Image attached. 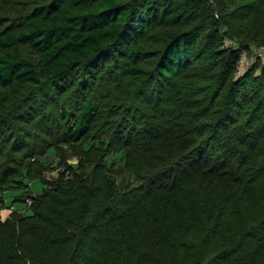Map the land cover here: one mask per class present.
<instances>
[{
  "label": "trees",
  "instance_id": "trees-1",
  "mask_svg": "<svg viewBox=\"0 0 264 264\" xmlns=\"http://www.w3.org/2000/svg\"><path fill=\"white\" fill-rule=\"evenodd\" d=\"M258 47L264 0H0V264H264Z\"/></svg>",
  "mask_w": 264,
  "mask_h": 264
},
{
  "label": "rangeland",
  "instance_id": "rangeland-1",
  "mask_svg": "<svg viewBox=\"0 0 264 264\" xmlns=\"http://www.w3.org/2000/svg\"><path fill=\"white\" fill-rule=\"evenodd\" d=\"M245 54L247 55V59H253L257 56H260L261 59L264 58V47H258V48H254L251 51H245ZM120 154H111L109 155V160L112 161L113 158H117V164L120 163L119 160ZM56 163H53V165H55ZM57 173V169L54 168V170H51L48 173V177H52L53 175H56ZM42 183L39 180H34L32 182H30V189L34 192V193H40L42 190ZM10 194H6V200H5V205L0 207V219L4 220L10 213L11 206L13 207V209L15 210H21V209H26V203L25 202H20V201H12L11 197L9 196ZM26 211L29 213L30 210L26 209Z\"/></svg>",
  "mask_w": 264,
  "mask_h": 264
},
{
  "label": "built area",
  "instance_id": "built-area-1",
  "mask_svg": "<svg viewBox=\"0 0 264 264\" xmlns=\"http://www.w3.org/2000/svg\"><path fill=\"white\" fill-rule=\"evenodd\" d=\"M228 44H230V43H228ZM255 61H256L255 58L248 60L247 55L245 54V52H243L238 63H237V72L239 73V72L243 71L245 68H247L251 63H253ZM27 203L30 204L31 201L28 200Z\"/></svg>",
  "mask_w": 264,
  "mask_h": 264
}]
</instances>
